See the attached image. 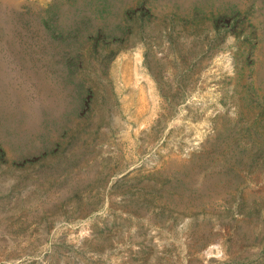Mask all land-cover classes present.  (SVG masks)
<instances>
[{
    "label": "rangeland",
    "instance_id": "obj_1",
    "mask_svg": "<svg viewBox=\"0 0 264 264\" xmlns=\"http://www.w3.org/2000/svg\"><path fill=\"white\" fill-rule=\"evenodd\" d=\"M0 264H264V0H0Z\"/></svg>",
    "mask_w": 264,
    "mask_h": 264
}]
</instances>
